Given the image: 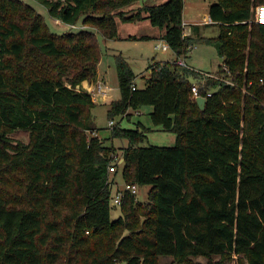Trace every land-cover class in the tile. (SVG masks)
<instances>
[{"label": "trees", "instance_id": "16d2710c", "mask_svg": "<svg viewBox=\"0 0 264 264\" xmlns=\"http://www.w3.org/2000/svg\"><path fill=\"white\" fill-rule=\"evenodd\" d=\"M38 1L59 21L87 28L58 34L25 0H0V264H160V256L228 264L234 255L264 264V23L252 19L264 0H215L211 22L189 34L184 0L133 10L123 8L137 0ZM116 17L148 18L172 55L149 63L145 86L133 89L136 73L116 54L120 95L107 115L114 121L151 105L174 145L142 144L139 121H114L108 137L93 123L96 103L81 82L96 77L97 33L118 37ZM213 24L218 34H203ZM196 43L213 45L229 73L221 63L213 75L179 63ZM201 78L203 110L191 90ZM17 129L28 131L27 142L12 137ZM113 139L127 140L120 155ZM115 176L149 189L145 201L126 190L112 218ZM12 178L19 196L4 188Z\"/></svg>", "mask_w": 264, "mask_h": 264}, {"label": "rangeland", "instance_id": "374dc122", "mask_svg": "<svg viewBox=\"0 0 264 264\" xmlns=\"http://www.w3.org/2000/svg\"><path fill=\"white\" fill-rule=\"evenodd\" d=\"M25 1L31 4L32 6H34L44 16L46 23L55 33L60 34L68 30L77 31L79 29L87 28L83 26L80 21L75 25H70L67 23H63L58 19L50 16L49 13L47 12V9L41 3H39L38 0H25ZM213 1L214 0H185L187 7L185 17L200 20L204 15V13L207 12V6L211 4ZM140 3L148 4V1L145 3V0H138L131 4H128L123 9L126 10L128 9L127 7L131 6L132 4L139 5ZM116 19L120 20L118 17H116ZM136 21L137 20H135V22L133 23L124 24L123 25L124 28L121 26V30L122 31L129 30L130 33L132 32L138 34L149 32L150 29H153L154 32L157 31L158 26L151 24L150 21L149 22L144 21L142 23L141 22L137 23ZM145 23L148 24L145 25ZM218 31H219V27L215 24L208 25L204 28V32H205L204 34L207 36H216L218 34ZM97 38L99 40L102 53L106 48H110V47L111 49H109V51L113 50V52L116 53L119 52V50H121L123 52L121 54L128 60L132 69L137 74L136 81L137 83H139L140 86H144L146 81L145 78L139 76V72L145 70L147 63L152 56H155V58L167 59L172 55V51L170 49L164 52L162 49L155 47L154 39L153 40H144L139 38L138 39H133V38L108 39V38H104L99 33H97ZM115 53L109 52L108 54L109 56L107 57L106 64L101 66V68L104 67L105 69V71L103 69L102 72H104V77L107 80V84L111 86V89L108 93L109 99L104 103H98L99 102L98 101L96 105L92 108L93 123L98 128L99 135L103 137L109 136V132H110L109 127H111V124H109L111 118H109L107 115V109L109 107V103L112 99H116L119 97L118 78L115 68V55H114ZM220 61L221 58L217 54L215 47L211 44H206V43H196L194 47L188 52V55L184 58L185 65H189V66L192 65L195 66L196 68H200L204 70H211L217 68L218 63ZM93 80L89 82L90 85L95 84L96 80L95 81ZM98 99L101 98L99 97ZM151 110H152L151 105H143L139 109V112L131 111L129 117L124 116L123 118H120V116H117L114 118V121H119L121 126L128 128H136L138 121L141 122L143 125H145V127H147L145 128L146 139L142 144L174 145L176 142V134L173 131L162 129L160 125L154 124L149 113ZM12 137H14V139L16 140L27 142L29 139V133L28 131L17 129L12 132ZM107 142L109 143L110 141L108 140ZM112 144L115 146L118 155H120L121 147L122 145L127 144V140L123 139V141H120L119 139H113ZM114 178L116 182L121 183V177L115 176ZM15 179L17 181V178L5 179L4 181L9 180L10 183H8V185L5 184L4 188H6V190L11 192L12 194L19 196L20 194L18 190L19 187L18 184L15 182ZM148 189H149L148 185L139 186L135 194L136 198L141 201L147 200ZM119 213H120V206L116 205L111 209L112 218L117 217ZM191 259L201 264L207 263V259L204 256H194ZM213 260L218 261L219 256L213 257ZM159 262L160 264H170L172 262V257L160 256ZM227 262L228 264H239L238 259L236 258L235 255L229 260H227ZM114 264H127V263L125 260H117Z\"/></svg>", "mask_w": 264, "mask_h": 264}, {"label": "crops", "instance_id": "0c3cea01", "mask_svg": "<svg viewBox=\"0 0 264 264\" xmlns=\"http://www.w3.org/2000/svg\"><path fill=\"white\" fill-rule=\"evenodd\" d=\"M138 1V0H137ZM148 1V4H142V3H140L139 5H131V6H129V7H127L128 9H126V10H133V9H136V8H138V7H142L143 5H152V4H157V3H160L161 1H163V0H145V3ZM215 1V0H214ZM213 1V2H214ZM209 6H210V4L207 6V12H205L204 13V15L202 16V20L200 19H193V18H186L185 17V13H186V2H185V0H184V8H183V13H182V18H183V26H184V34H189L190 32H191V26H192V24H199V25H203V24H205V23H210L211 21H209V19H211L210 18V15H209V12H208V9H209ZM144 21H148L149 22V19L148 18H144V19H141V20H137L136 22L137 23H139V22H144ZM133 22H135V21H121V20H117V34H118V37L117 38H113V39H126V38H128L130 35H137V36H140V35H149L151 38H148V39H144V40H155V44H154V46L155 47H157V48H160V46L162 45V44H164V43H166L162 38H161V34L163 33V29H161L160 27H158L157 28V31H155L154 32V30L153 29H150V31L149 32H144V33H140V34H138V33H130L129 32V30H125V31H122L121 30V26L123 27V25L124 24H126V23H133ZM146 24H148V23H145V25ZM124 28V27H123ZM204 28L205 27H202V32H203V34L205 33L204 32ZM130 39V38H129ZM167 44V43H166ZM194 47V45L192 46V47H190V50L192 49ZM109 49H111V47L110 48H106L104 51H103V53H102V55H101V58H100V60H99V62H98V65H97V73H96V77H95V80L96 81H98V80H101V81H103V82H105L106 84H107V80H106V78L104 77V72H102V70L104 69V67L103 68H101V66L102 65H105L106 64V60H107V57L109 56L108 54H109V52L110 53H115V52H113V50H110L109 51ZM160 49H162V48H160ZM164 52H166L167 50H169V48H167V49H162ZM189 50V51H190ZM118 53H123L121 50H119V52H116L114 55H116V54H118ZM221 58V57H220ZM104 60H105V63H104ZM153 60H164V59H160V58H155V56H152L150 59H149V61H148V63H147V65H146V68H145V70L144 71H141V72H139V76H141L142 78H145V81H146V78L149 76V74H150V69L148 68V65H149V63H151V62H153ZM180 60H182V61H184V59H182V58H180ZM222 62V58H221V61L218 63V65L220 64ZM191 67L192 68H194V69H197V70H200V71H202V72H210V73H214L217 69H218V66H217V68H215V69H211V70H204V69H200V68H196L195 66H192L191 65ZM116 68V67H115ZM104 71H105V69H104ZM136 77H137V74H136ZM136 77H135V79H134V81H135V83H136V85L138 86V87H144V86H140L139 85V83H137V81H136ZM95 80H93V81H95ZM89 82L90 81H88V80H83L82 82H81V87L82 88H84V89H88V88H90L91 86H93L92 84L90 85L89 84ZM108 85V84H107ZM108 87H109V91H110V89H111V86L110 85H108ZM119 88V87H118ZM109 91H108V93H109ZM108 95L109 94H107L106 95V97L104 98V97H100V96H94L93 97V100L95 101V103H97L98 101V103H104V102H106L108 99H109V97H108ZM119 95H120V93H119ZM101 98V99H98V98ZM108 97V98H107ZM96 98H97V101H96ZM113 100V99H112ZM136 112H139V110H136Z\"/></svg>", "mask_w": 264, "mask_h": 264}, {"label": "built area", "instance_id": "2783aa9c", "mask_svg": "<svg viewBox=\"0 0 264 264\" xmlns=\"http://www.w3.org/2000/svg\"><path fill=\"white\" fill-rule=\"evenodd\" d=\"M252 19L258 23H264V3L258 4L257 6H255L254 15H253ZM209 21H211V19H209ZM160 48L165 50L168 48V45L166 43H164L160 46ZM178 62L181 64H184V61H182L180 59L178 60ZM221 67L225 73H229V68L226 65V63L221 62ZM202 73L204 75H206V74L207 75H213V73H210V72H202ZM226 81L229 82L228 79H226ZM202 86H204V78H201L200 80H194L193 81L192 86H191V90H192L193 96L195 98L199 95L204 96L206 98L205 95L200 93V88ZM136 87H137V85L134 82L132 85V88L134 89ZM86 90L91 93L92 98L94 96L106 97V95L108 94V91H109V87L105 82L98 80L95 82V84L92 87H90ZM206 94L211 95L212 90H208ZM113 122L114 121L112 119H110L109 124L112 125ZM115 159L118 162H121L123 160L121 157H119L117 155H115ZM108 170H109V172H113L116 170V165H115L114 161L109 164ZM137 189H138V186L134 182H132V183H124V182L118 183V182L114 181V192H113V196H112V203L114 205L119 206L121 201H122V197L124 195V192L126 190H130L131 192L136 193Z\"/></svg>", "mask_w": 264, "mask_h": 264}, {"label": "water", "instance_id": "95a60500", "mask_svg": "<svg viewBox=\"0 0 264 264\" xmlns=\"http://www.w3.org/2000/svg\"><path fill=\"white\" fill-rule=\"evenodd\" d=\"M195 99H196V102H197L199 108L201 110H203L204 109V106H205L206 98L204 96L199 95Z\"/></svg>", "mask_w": 264, "mask_h": 264}]
</instances>
